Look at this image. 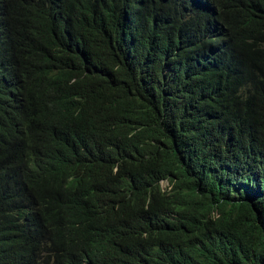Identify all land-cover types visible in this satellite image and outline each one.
<instances>
[{"label":"trees","instance_id":"16d2710c","mask_svg":"<svg viewBox=\"0 0 264 264\" xmlns=\"http://www.w3.org/2000/svg\"><path fill=\"white\" fill-rule=\"evenodd\" d=\"M0 264H264V0H0Z\"/></svg>","mask_w":264,"mask_h":264},{"label":"clouds","instance_id":"9594fccd","mask_svg":"<svg viewBox=\"0 0 264 264\" xmlns=\"http://www.w3.org/2000/svg\"><path fill=\"white\" fill-rule=\"evenodd\" d=\"M198 65V64H197ZM165 186H166V183L165 182H163V181H161L160 182V187L162 188V189H164L165 188Z\"/></svg>","mask_w":264,"mask_h":264}]
</instances>
